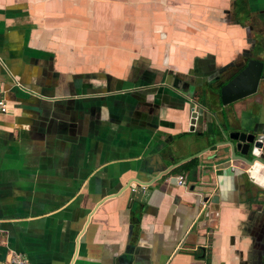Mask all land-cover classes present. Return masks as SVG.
Here are the masks:
<instances>
[{
	"label": "crops",
	"instance_id": "0c3cea01",
	"mask_svg": "<svg viewBox=\"0 0 264 264\" xmlns=\"http://www.w3.org/2000/svg\"><path fill=\"white\" fill-rule=\"evenodd\" d=\"M249 59L264 0H0V264H264V184L227 145L264 79L219 97Z\"/></svg>",
	"mask_w": 264,
	"mask_h": 264
},
{
	"label": "water",
	"instance_id": "95a60500",
	"mask_svg": "<svg viewBox=\"0 0 264 264\" xmlns=\"http://www.w3.org/2000/svg\"><path fill=\"white\" fill-rule=\"evenodd\" d=\"M262 79H264V62L249 59L235 76L219 88L220 105L228 106L252 96L257 92ZM200 117H202L201 113L193 109L192 104L189 120L190 130H193V125L201 123ZM227 141L231 158L244 162L250 171L255 169L258 171V176L264 180V125L259 123L256 129L249 133L231 132L227 135ZM201 152L202 150L191 158L199 156ZM141 192L136 193V200H140Z\"/></svg>",
	"mask_w": 264,
	"mask_h": 264
},
{
	"label": "built area",
	"instance_id": "2783aa9c",
	"mask_svg": "<svg viewBox=\"0 0 264 264\" xmlns=\"http://www.w3.org/2000/svg\"><path fill=\"white\" fill-rule=\"evenodd\" d=\"M8 110H9L8 109V103L4 100L3 97L0 96V113H7ZM177 184L178 185L184 184L183 176L179 175L177 177ZM2 264H30V262L19 254H13V255L9 256L7 261L2 263Z\"/></svg>",
	"mask_w": 264,
	"mask_h": 264
},
{
	"label": "bare ground",
	"instance_id": "6f19581e",
	"mask_svg": "<svg viewBox=\"0 0 264 264\" xmlns=\"http://www.w3.org/2000/svg\"><path fill=\"white\" fill-rule=\"evenodd\" d=\"M250 172H251V174L255 177L256 180H258L259 182H263V184H264V180L258 176V171H256L255 169H253V170L250 171ZM261 180H262V181H261Z\"/></svg>",
	"mask_w": 264,
	"mask_h": 264
}]
</instances>
